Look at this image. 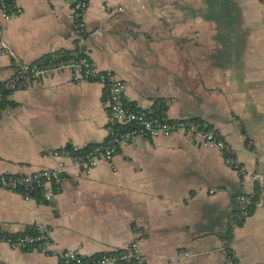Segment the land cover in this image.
Instances as JSON below:
<instances>
[{"label": "crops", "instance_id": "obj_1", "mask_svg": "<svg viewBox=\"0 0 264 264\" xmlns=\"http://www.w3.org/2000/svg\"><path fill=\"white\" fill-rule=\"evenodd\" d=\"M0 22V82L19 64L60 51L88 58L126 85L147 113L198 119L213 128L247 171L264 173V24L260 0H91L78 36L62 0H16ZM112 13L104 12V4ZM118 8L120 10H118ZM0 110V173L30 174L65 163L50 202L0 189L5 233L49 229V254L0 241L5 264H60L58 252L91 256L126 248L143 233L149 264H264V189L242 184L218 150L176 133L140 138L83 173L52 152L84 149L107 136V98L95 82L64 72L11 92ZM169 103L170 106H167ZM253 195L233 223L236 197Z\"/></svg>", "mask_w": 264, "mask_h": 264}, {"label": "built area", "instance_id": "obj_2", "mask_svg": "<svg viewBox=\"0 0 264 264\" xmlns=\"http://www.w3.org/2000/svg\"><path fill=\"white\" fill-rule=\"evenodd\" d=\"M91 0H62L70 8V19L80 39L85 32V12ZM263 5L264 24V0ZM104 12L112 13L115 8L105 3ZM118 10H120L118 8ZM22 12L16 0H0V22H8ZM68 72L74 80L98 83L107 98V136L102 142L91 145L84 151L71 146V150L62 148L52 152L53 156L70 160L73 166L83 173H89L100 161L106 162L112 171L116 170L114 159L121 146L127 145L140 138L170 137L180 133L198 140L202 145L216 149L223 156L226 164L236 171L242 184L250 182L264 189V173L247 171L236 159H225L223 153L226 144L218 133L198 119H169L159 114L136 110L128 105L125 99L126 85L111 70H99L84 56L55 57L36 64H19L12 76L0 82V98L5 93L24 90L35 81L50 78ZM170 106L169 103H166ZM65 163L60 162L56 167L42 169L30 174L16 175L0 173V189L19 193L25 200H32L35 194L42 201L50 202L55 193L61 189ZM253 195L239 194L236 197V211L233 217L235 225L241 224L249 215ZM136 237L124 249L104 251L86 256L77 250H62L58 252L60 264H149L140 251L142 231H135ZM0 241L13 249L39 251L49 254L53 246L50 231L44 226H36L33 233H5L0 227ZM226 264H233L231 257L222 251ZM0 264H5L0 261Z\"/></svg>", "mask_w": 264, "mask_h": 264}, {"label": "trees", "instance_id": "obj_3", "mask_svg": "<svg viewBox=\"0 0 264 264\" xmlns=\"http://www.w3.org/2000/svg\"><path fill=\"white\" fill-rule=\"evenodd\" d=\"M70 54V53H69ZM69 54H67V53H64V52H60V51H56V52H54V54L53 55H48V59H52V58H55V57H71V56H82L81 54L80 55H69ZM36 63H38V62H33V63H31V64H36ZM9 94V93H8ZM7 93H5V94H3V96L0 98V110H2V109H4L5 107H6V105H7V103H6V97H7V95H8ZM153 114H159V115H161L160 114V110L159 111H157V112H154ZM91 145H89V146H87L86 148H84V149H81V151H84V150H86L87 148H89ZM227 146V145H226ZM65 149L66 150H71V146H66L65 147ZM223 155H224V157H225V159H230V158H233L234 157V154L232 153V151H231V149L227 146L226 147V149L224 150V153H223ZM235 158V157H234ZM35 197H38L39 199H41V196L39 195V194H35L34 195ZM42 200V199H41ZM249 213H250V211H249ZM240 225V224H239ZM33 227H29V228H26L25 229V231H23V232H25V233H33ZM225 251L227 252V256L228 257H231V259H232V263L233 264H236V261H235V259H234V257L232 256V253L229 251V249H225Z\"/></svg>", "mask_w": 264, "mask_h": 264}, {"label": "water", "instance_id": "obj_4", "mask_svg": "<svg viewBox=\"0 0 264 264\" xmlns=\"http://www.w3.org/2000/svg\"><path fill=\"white\" fill-rule=\"evenodd\" d=\"M46 60V59H45Z\"/></svg>", "mask_w": 264, "mask_h": 264}]
</instances>
